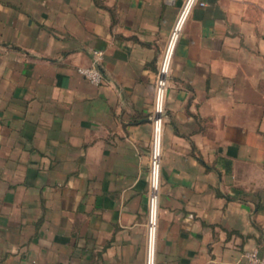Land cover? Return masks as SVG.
Returning <instances> with one entry per match:
<instances>
[{
  "label": "crops",
  "instance_id": "obj_1",
  "mask_svg": "<svg viewBox=\"0 0 264 264\" xmlns=\"http://www.w3.org/2000/svg\"><path fill=\"white\" fill-rule=\"evenodd\" d=\"M185 2L0 0V264H145L173 33L153 264L264 260V0Z\"/></svg>",
  "mask_w": 264,
  "mask_h": 264
},
{
  "label": "built area",
  "instance_id": "obj_2",
  "mask_svg": "<svg viewBox=\"0 0 264 264\" xmlns=\"http://www.w3.org/2000/svg\"><path fill=\"white\" fill-rule=\"evenodd\" d=\"M194 0H186L185 5H190ZM183 7V9H184ZM183 11V10H182ZM181 11V12H182ZM180 18H177L176 23ZM175 23V24H176ZM172 33V32H171ZM167 46L162 55L158 66L157 73L154 79V97L152 105L151 118V136L148 159V194H147V209H146V253L145 264H153L154 261V241L157 221V197L159 189V156H160V134L163 118V96L166 86V77L168 73L170 55L167 59V65L164 67V59L167 53ZM102 53L99 50L89 51V63L86 66L76 67V72L81 75L89 84L98 85L104 80V75L99 68ZM151 243L153 251L151 256H148V246ZM244 257L247 264H264V260L260 259L254 250L244 252Z\"/></svg>",
  "mask_w": 264,
  "mask_h": 264
},
{
  "label": "bare ground",
  "instance_id": "obj_3",
  "mask_svg": "<svg viewBox=\"0 0 264 264\" xmlns=\"http://www.w3.org/2000/svg\"><path fill=\"white\" fill-rule=\"evenodd\" d=\"M174 34V33H173ZM173 34L170 36L169 38V41H168V46H167V53H166V56H165V59H164V67L167 65V59L169 57V54L171 53V50H172V47H173V44L175 42V39H173ZM170 62V61H169ZM152 246H151V243L149 244L148 246V256L150 257L151 255V251H152Z\"/></svg>",
  "mask_w": 264,
  "mask_h": 264
},
{
  "label": "rangeland",
  "instance_id": "obj_4",
  "mask_svg": "<svg viewBox=\"0 0 264 264\" xmlns=\"http://www.w3.org/2000/svg\"><path fill=\"white\" fill-rule=\"evenodd\" d=\"M145 234H146V223H145ZM154 243H155V241H154Z\"/></svg>",
  "mask_w": 264,
  "mask_h": 264
}]
</instances>
